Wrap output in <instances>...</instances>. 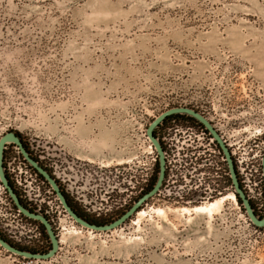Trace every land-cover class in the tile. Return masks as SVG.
Returning <instances> with one entry per match:
<instances>
[{
    "label": "rangeland",
    "instance_id": "1",
    "mask_svg": "<svg viewBox=\"0 0 264 264\" xmlns=\"http://www.w3.org/2000/svg\"><path fill=\"white\" fill-rule=\"evenodd\" d=\"M177 106L214 109L234 144L237 186L229 166L230 183H219L227 189L197 198L208 161H200L195 129L179 140L181 133L162 132L173 151H157L146 131ZM8 132L42 158L82 215L103 226L153 188L160 159L164 178L108 231L58 215L51 190L40 185L54 255L33 259L0 246V264H264V225L245 206L263 218L264 0H0V138ZM230 194L235 201L228 198L211 219L181 215ZM0 199L1 229L27 251V228L1 185ZM50 249L46 237L32 250Z\"/></svg>",
    "mask_w": 264,
    "mask_h": 264
},
{
    "label": "flooded vegetation",
    "instance_id": "2",
    "mask_svg": "<svg viewBox=\"0 0 264 264\" xmlns=\"http://www.w3.org/2000/svg\"><path fill=\"white\" fill-rule=\"evenodd\" d=\"M177 108H182V106H177L172 109H177ZM213 110H214L213 108L212 109L209 108V110L206 109H200L199 111L193 110L197 112L206 121V123L201 122L185 113L176 112L166 116L152 130L153 137L160 142L161 148L166 156L168 153L172 152L173 150L170 148V146H167L163 142V139L161 138L160 135L162 132H169L170 130H173L174 136H176V133H181L182 136L181 135L178 136V140H179L184 136H188L186 133L188 130L195 129L197 134L200 136V137L198 136V139H200L203 143L201 144L202 147L204 148L203 157H205L204 160H200V161H208V162L207 164H203L206 165L205 166L206 168L203 169L202 173H199V175L201 176L200 181H202L199 183V189L197 192L198 193L197 198L199 199L200 198L210 199L217 194H221L222 191L227 189L226 187H220L219 183L220 181H222L224 185L230 183L231 180L228 170L229 164H231V166L236 171L235 150L232 149V146L234 144L232 145L231 143L228 142V139H226L225 126L220 124L218 121L214 122L215 117H212L210 115V111ZM232 126H235V123L229 124V128L227 130L228 132H234V128H232ZM15 136L18 138L19 144L12 141H7L4 142L3 144V148L0 156V167L2 169L3 178L5 179L8 188L2 182L1 176H0V185L2 187V190H4L6 200H8L7 204L12 206L13 209L17 212V216L20 217L19 222L23 225V228H27L25 229L26 236L24 237L25 240L27 239L26 241H24L27 245V248L25 249L27 251H31L32 249L39 250L40 245H43L44 238L46 237L47 240H49V244L51 245V241L46 232V228L44 224L38 219L30 217L24 214L23 212H21L18 209L15 199L17 200L18 204L27 213L34 216H42L50 225L51 231L54 234V236H56L55 228L53 227V224L49 219V216L47 215L48 212L44 210V206H43V204L46 202L44 199L40 198L42 196L40 185L41 186L46 185L49 188V190H51V193L54 196L53 198L57 202L56 208L60 209L58 211V215L61 212H66L67 214L68 212L64 208L60 198L56 194V191L48 183L45 177L38 171L37 167L45 171L49 175V177L55 182L58 191L63 196L68 208L84 221L88 222L89 219L87 218V216L82 215V213L76 208L74 201H72L67 195L64 194L63 189L61 188L59 182L51 175L49 171L46 170L45 165L42 163V158L32 153L31 148H29V146L22 139V137L18 136V134L16 133ZM224 149L226 150L228 157L226 156ZM210 153L217 154L216 158L218 163H220V166H218V164L215 161L212 162L211 158L215 156H211ZM172 167L173 166L168 168L170 172H172ZM157 169L158 167L156 166V164H154L151 178L149 180L150 188L153 187L155 184V180L157 177ZM177 175L178 174H175V176ZM173 176H174L173 173H171L170 178ZM211 178L215 180H210ZM176 182L178 181L177 180L170 181L171 184ZM32 186L35 189H33ZM25 188H27V190H25ZM176 188L177 186H171L169 190L171 189L175 190ZM12 195H14L15 199ZM174 196L175 197L178 196V198L181 200L186 199V195H178L175 193ZM174 196L172 197V200L174 199ZM0 203H2L1 199H0ZM54 212H56V210ZM9 233L12 232L9 231ZM27 233H29V235H27ZM13 238L16 237L6 234L5 231L2 230L0 227L1 240H3L4 242H6L7 244H9L10 246L16 249L19 248L18 250L24 249L22 247L17 248L16 244L12 240H10Z\"/></svg>",
    "mask_w": 264,
    "mask_h": 264
},
{
    "label": "water",
    "instance_id": "3",
    "mask_svg": "<svg viewBox=\"0 0 264 264\" xmlns=\"http://www.w3.org/2000/svg\"><path fill=\"white\" fill-rule=\"evenodd\" d=\"M176 112H181V113H185L187 115H190L192 116L193 118L201 121V122H204L206 123V121L198 114L196 113L195 111L191 110V109H188V108H177V109H172V110H169V111H166L164 112L163 114H161L150 126L149 128L147 129L146 133H147V136L149 137V139L151 140V142L154 144L155 148L157 149V151L162 154V149H161V146L159 145L158 141L153 137L152 135V130L153 128L160 122L162 121L166 116L172 114V113H176ZM7 141H12V142H16L19 144V140L18 138L15 136V133L13 132H8L6 133L4 136H2L0 138V156H1V152H2V148H3V144L4 142H7ZM224 152L226 153V156L228 157V154L226 152V150L224 149ZM229 161V159H228ZM230 163V161H229ZM34 165V164H33ZM35 166V165H34ZM230 166V172H231V175H232V178H233V182L234 184L236 185V181H235V174H234V169L233 167L231 166V164H229ZM38 171L45 177V179L48 181V183L52 186V188L56 191V194L58 195V197L60 198V200L62 201V204L64 206V208L66 209V211L68 212V214L70 215L71 218H73V220L77 223H79L80 225L86 227V228H89V229H94V230H100V231H108V230H111L113 229L114 227H116L117 225H119L120 223H122L125 219H127L131 214L134 213V211L136 210V208L138 206H140L144 200L148 199L149 197L153 196L157 191L158 189L160 188L161 186V183H162V180L164 178V161L163 160H159V173H158V177H157V180L153 186V188L148 192L146 193L143 197H141L134 205L133 207L127 211L125 214H123L120 218L114 220L112 223L110 224H107V225H94V224H91V223H88L86 221H84L83 219H81L80 217H78L76 214H74L69 208L68 206L66 205L65 203V200L63 198V196L59 193L58 191V188L55 184V182L49 177V175L43 171L42 169L38 168ZM0 176L2 177V182L4 183V185L7 187L6 185V181L5 179L3 178V174H2V169L0 167ZM237 186V185H236ZM8 188V187H7ZM238 190V188H237ZM14 197V195H12ZM15 199V197H14ZM244 202H246V200L243 199ZM15 202L18 206V209L23 212L24 214L30 216V217H33L35 219H38L39 221H41L45 228H46V232L50 238V241H51V249L47 252V253H44V254H33V253H30V252H27V251H22V250H18L12 246H10L9 244H7L6 242H4L3 240L0 239V246H2L4 249H6L7 251H10L12 253H15V254H18L20 256H24V257H29V258H33V259H48L50 257H52L54 255V252L57 248V242H56V239H55V236L54 234L52 233L51 231V228H50V225L48 224V222L42 217V216H34V215H31L29 213H27L17 202V200L15 199ZM246 205V210H247V215L250 217L251 221L257 225V226H262L264 225V216L263 218H260V219H257L255 218V215L253 214L252 212V209L250 208L249 204L248 203H245Z\"/></svg>",
    "mask_w": 264,
    "mask_h": 264
},
{
    "label": "bare ground",
    "instance_id": "4",
    "mask_svg": "<svg viewBox=\"0 0 264 264\" xmlns=\"http://www.w3.org/2000/svg\"><path fill=\"white\" fill-rule=\"evenodd\" d=\"M228 198L235 201L234 195L230 194L229 196H223V197L217 198L215 200L202 203L203 205H201V206H195V207L193 206V209H187V208L184 209L183 208V210H181V215L182 216L183 215H187L188 217H191L192 215H203V216H206L207 218L211 219L213 217V215H215V214L220 212L221 208L223 207V203ZM151 212L153 214H155L156 216H158V217H162V218H166L167 217L166 211L163 210V209H160V208L152 209ZM143 215H145V212H143V211H140V212L137 213V216H138L139 219L141 217H143ZM164 220H166V219H164Z\"/></svg>",
    "mask_w": 264,
    "mask_h": 264
},
{
    "label": "trees",
    "instance_id": "5",
    "mask_svg": "<svg viewBox=\"0 0 264 264\" xmlns=\"http://www.w3.org/2000/svg\"><path fill=\"white\" fill-rule=\"evenodd\" d=\"M88 222L91 223V224H94V225H102L103 224L101 222H96V221H92V220H89ZM20 250H23V249H20ZM27 252H30V253H33V254H44L46 252V250L40 251V252H34V251H32V252L31 251H27Z\"/></svg>",
    "mask_w": 264,
    "mask_h": 264
}]
</instances>
